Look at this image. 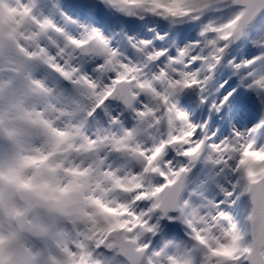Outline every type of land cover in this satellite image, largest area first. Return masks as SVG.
I'll list each match as a JSON object with an SVG mask.
<instances>
[{
	"label": "snow or ice",
	"instance_id": "6c2138e0",
	"mask_svg": "<svg viewBox=\"0 0 264 264\" xmlns=\"http://www.w3.org/2000/svg\"><path fill=\"white\" fill-rule=\"evenodd\" d=\"M0 264H264V0H0Z\"/></svg>",
	"mask_w": 264,
	"mask_h": 264
}]
</instances>
